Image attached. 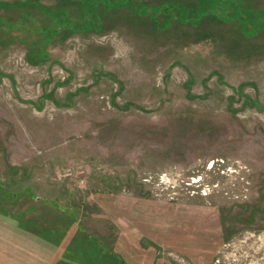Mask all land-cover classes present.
Wrapping results in <instances>:
<instances>
[{"label": "rangeland", "instance_id": "374dc122", "mask_svg": "<svg viewBox=\"0 0 264 264\" xmlns=\"http://www.w3.org/2000/svg\"><path fill=\"white\" fill-rule=\"evenodd\" d=\"M112 3L0 0V264H264V0Z\"/></svg>", "mask_w": 264, "mask_h": 264}, {"label": "trees", "instance_id": "16d2710c", "mask_svg": "<svg viewBox=\"0 0 264 264\" xmlns=\"http://www.w3.org/2000/svg\"><path fill=\"white\" fill-rule=\"evenodd\" d=\"M103 1H104V3H103ZM81 2H84L85 3V8H86V10L81 8V10H83L82 13L88 14L90 16H92L93 14H95L97 12V10H91V9H98L99 8V5L100 6L106 5L105 4V0H81ZM112 4L114 6H121V7L123 5L122 0H114V3H112ZM121 7H110V5L107 6L108 9H110V8L111 9H115V8H121ZM145 8H147V7H145ZM102 11L105 12L104 8H102ZM98 15H99V13H98ZM98 15H97V17H98ZM99 21H100V16H99ZM91 24L92 23H90V27H92ZM95 24H97V23H95Z\"/></svg>", "mask_w": 264, "mask_h": 264}]
</instances>
